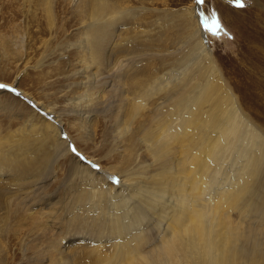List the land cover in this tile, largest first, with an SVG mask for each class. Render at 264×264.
Here are the masks:
<instances>
[{
	"label": "bare ground",
	"instance_id": "obj_1",
	"mask_svg": "<svg viewBox=\"0 0 264 264\" xmlns=\"http://www.w3.org/2000/svg\"><path fill=\"white\" fill-rule=\"evenodd\" d=\"M15 1L25 18L19 45L12 49L19 60L29 54V19L39 23L38 12L43 13L46 30L41 27L37 33L49 35L44 41L49 46L57 34L69 30V18L58 21L57 8L73 9L77 40L71 45L77 48L79 68L75 65L74 72L92 76L67 94L71 111L80 117L74 126L78 124L79 138L92 139V117L111 110L113 150L126 157L125 168L118 171L86 159L76 146L72 149L71 136L64 134V122L54 108L20 91L41 116L40 124L35 123L34 109L25 123L37 129L48 151L30 161L22 156L32 143L25 152L12 142L6 149L0 140V197L25 188L27 214L45 219L38 228L44 237L59 227L60 232H86L53 239L46 249L50 260L79 264L87 255L94 264H264L259 240L264 236V131L222 76L200 6L186 9L187 49L177 59L180 69L160 74L150 70L147 56L163 51L137 32L138 11L125 0ZM101 70L111 77L103 88L97 82ZM105 85H111L110 96ZM13 116L24 117L17 111ZM64 156L73 160L69 173L80 180L72 190L73 201L53 204L50 196L38 198L49 179L48 174L39 178L38 172L48 163L51 171ZM57 204L66 207L65 215L58 217ZM41 206L54 214L45 215ZM232 212L239 217L235 223Z\"/></svg>",
	"mask_w": 264,
	"mask_h": 264
},
{
	"label": "rangeland",
	"instance_id": "obj_2",
	"mask_svg": "<svg viewBox=\"0 0 264 264\" xmlns=\"http://www.w3.org/2000/svg\"><path fill=\"white\" fill-rule=\"evenodd\" d=\"M125 2L128 7L136 8L138 11L139 28L137 32L147 38V41L154 47L163 51L160 55L147 56L148 59L151 57L149 60L152 63L149 66L150 70H155L160 74L180 69L177 59L187 49L184 42L186 9L192 6L194 8L196 5L200 6L205 17L204 21L208 22L206 26L208 28L206 29L208 45L222 76L238 96L247 115L264 131V64L261 63L264 61V0H240L243 7L237 6L236 0H204L201 4H198L197 0H125ZM19 9L20 6L15 0H0V84L15 86L14 89H0L1 142L4 143L6 149L9 148L8 145L11 142L14 145L18 144L16 148L25 150V152H27L28 144L32 143L30 151L22 156L30 161L34 159L33 156L36 157L37 154L39 155L45 150L48 151V146L45 149L42 147V140L38 137L37 129L34 131L27 127L28 123H25L26 114L33 113L35 107L31 105L30 100L21 97L20 91H22L34 101L45 103L54 108L64 122V134L71 136L74 144H72V149H75L74 146H76L80 152L87 156L86 159L99 160L100 162H98L104 169L114 170L115 168L114 171H118V169L125 168L124 158L126 157H120L113 150L112 135L114 133L112 132L114 127L111 110L92 117L96 120L92 139L79 138L76 129L80 117L76 115V112L71 111L73 106L67 94L72 95L78 88L76 85L78 82L91 79L92 76L86 75L83 78L74 72L75 65L77 69L79 68L76 64L78 60L77 48L75 45H71L77 40L74 37L77 25L73 9H70L68 5L57 8L58 21H61L64 16L69 18V30L64 35L57 34L49 46L44 44L49 35L37 33L39 29L46 30V19L43 13L38 12L39 23L30 21V19L26 22V24L29 22L27 30L30 36L26 41L29 54L25 60H19V56L12 52V49L19 45L18 37L25 29V18L22 17ZM213 21H217L219 24L215 31L209 30L214 27ZM196 26L197 24L193 27ZM69 45L71 48L68 47ZM44 54L47 55L44 63L39 68L35 67ZM100 73L97 82L102 83L103 85L100 84V86L103 88L104 83L110 82L111 77L104 70H101ZM106 88L110 96L111 85H105ZM79 92L81 93V88ZM10 106H14L11 111L5 110ZM35 110L37 115L34 116V122L40 124V113L37 109ZM16 111L24 117L13 116ZM75 122H77L76 127L74 126ZM64 157L51 167V171L49 163L43 170L38 167L41 169L38 172L41 174L39 178L45 176L44 174H48L49 177L48 181L42 184L44 187L38 198L50 196L52 203L62 200L73 201L72 190L76 191L80 180L75 179L76 175L69 173L73 160ZM31 175L29 178H33ZM24 190L25 188H22L21 191L18 190V192L15 191L0 197V264H55L50 260L52 254L46 250L52 244L53 239L62 238L63 240L70 234L86 232L84 230L66 232L63 227L64 231L60 232L61 227H59L55 232H49V237L48 235L44 237V233L41 234L42 232L38 228L39 224L45 222V219L39 216L36 218L28 216L29 206L24 197ZM59 204L57 206L61 211L58 213L60 215L58 217H61L65 215L66 207ZM39 208L44 210L45 215L54 214V211L49 208L42 209L43 206ZM231 220L235 223L239 220L238 215L232 212ZM244 228L245 224H242L241 229ZM30 230L31 232H29ZM259 240L264 244V236L260 235ZM81 260L79 264H94L93 258L87 255H82Z\"/></svg>",
	"mask_w": 264,
	"mask_h": 264
},
{
	"label": "snow or ice",
	"instance_id": "obj_3",
	"mask_svg": "<svg viewBox=\"0 0 264 264\" xmlns=\"http://www.w3.org/2000/svg\"><path fill=\"white\" fill-rule=\"evenodd\" d=\"M203 2H204V0H197V3H198V4H201V3H203ZM236 3H237V6H239V7H243V6H244V5L240 2V0H236ZM204 24H205V26H207L208 22H207V21H204ZM213 25H214V27L211 28V29H209V30H211V31H215V29L219 27V24H218L217 21H213ZM4 87H6V85H4V84H0V88H4Z\"/></svg>",
	"mask_w": 264,
	"mask_h": 264
}]
</instances>
